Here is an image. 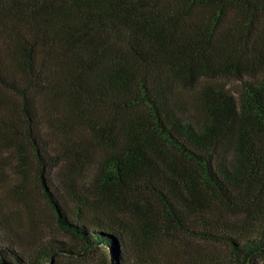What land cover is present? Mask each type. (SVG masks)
I'll list each match as a JSON object with an SVG mask.
<instances>
[{
  "label": "trees",
  "instance_id": "trees-1",
  "mask_svg": "<svg viewBox=\"0 0 264 264\" xmlns=\"http://www.w3.org/2000/svg\"><path fill=\"white\" fill-rule=\"evenodd\" d=\"M261 19L264 0H0V264H264ZM7 173L66 240L23 246Z\"/></svg>",
  "mask_w": 264,
  "mask_h": 264
},
{
  "label": "rangeland",
  "instance_id": "rangeland-1",
  "mask_svg": "<svg viewBox=\"0 0 264 264\" xmlns=\"http://www.w3.org/2000/svg\"><path fill=\"white\" fill-rule=\"evenodd\" d=\"M264 21V20H260ZM5 183L1 184L4 191L3 200L6 204V214L9 218L8 226L11 227L16 235L21 237L23 246L29 242L35 234H43L46 237H54L59 240H66L65 237L58 232V229L53 222L52 214L47 205L37 195L29 199V203L22 201L21 198H17L18 190L12 192V177L10 173L6 175ZM25 244V245H24ZM58 264H91L87 260H64L58 262Z\"/></svg>",
  "mask_w": 264,
  "mask_h": 264
}]
</instances>
